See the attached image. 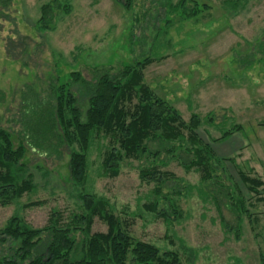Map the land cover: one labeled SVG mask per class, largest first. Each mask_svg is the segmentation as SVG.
<instances>
[{"label":"rangeland","instance_id":"1","mask_svg":"<svg viewBox=\"0 0 264 264\" xmlns=\"http://www.w3.org/2000/svg\"><path fill=\"white\" fill-rule=\"evenodd\" d=\"M54 2L62 6L54 9L50 29L40 31V8ZM123 3L128 6L116 0H13L0 8V91L6 99L0 105V130L11 135L15 148L23 143L22 162L34 186L32 193L0 206V241L1 230L14 217L33 229L45 227L52 212L67 222L82 212L81 197L87 194L107 200L135 241L175 254L179 264H262L264 188L259 197L249 194L236 171L264 182V0ZM146 59L151 63L143 70L144 84L154 97L186 122L197 115L200 140L225 159L213 162V179L201 181L194 169L186 171L192 156L178 144L158 142L147 144L158 157L124 161L116 178L104 176L110 143L100 136L91 144L86 181L79 186L70 179L71 148L47 155L23 141L19 120L32 99L28 89L43 100L52 88L65 85L84 116L88 97L71 83L70 74L94 84L105 73L116 76ZM225 132L232 134L212 144ZM146 168L173 177L159 195L154 184L139 179ZM239 200L247 213L239 211ZM30 203L40 205L26 208ZM153 204L157 213L147 209ZM105 232L95 220L92 233ZM71 238L78 250L84 246L82 234ZM18 248L9 240L0 243V263L17 256Z\"/></svg>","mask_w":264,"mask_h":264},{"label":"trees","instance_id":"2","mask_svg":"<svg viewBox=\"0 0 264 264\" xmlns=\"http://www.w3.org/2000/svg\"><path fill=\"white\" fill-rule=\"evenodd\" d=\"M13 0H0V8L7 9ZM128 0H116L122 6ZM235 5L237 0H225ZM62 5L54 2L40 8L37 21L40 31H48L53 23L54 9ZM68 5L63 10L68 13ZM61 9V8H60ZM59 10V9H55ZM150 60L137 62L125 67L116 76L101 75L94 84L86 82L78 73L70 74L72 84H78L88 97L84 116L77 105V99L65 85L52 88L47 99L41 100L28 89L31 101L24 106L19 120L20 135L28 147L47 155H58L63 146L72 149L69 157L70 179L75 185L83 186L87 175V154L95 138L109 139V149L105 153L102 170L104 176L116 178L119 166L124 161H138L145 157H158L151 153L150 142L160 145L178 144V148L192 156L184 165L186 171L194 169L201 175V181L213 179L217 165L225 159L215 155L211 145L204 144L199 136L200 119L192 115L186 122L180 113L167 103L154 97L144 84L143 70ZM27 98V96H25ZM5 94L0 91V105L5 102ZM240 128L234 129L239 131ZM231 132H225L216 144L228 139ZM186 147V148H185ZM23 143L14 147L11 135L0 130V206H8L34 190L31 177L26 175ZM228 160V159H227ZM230 164L233 161L229 160ZM237 176L245 190L253 196H260L264 182L251 178L237 169ZM173 178L167 172L156 168H146L139 173L141 182L154 184L156 193L167 179ZM259 201L260 198H258ZM81 213L73 214L67 222L62 216L52 212L48 224L41 229H33L18 217L11 218L1 230L2 239L18 243L17 256L3 260L0 264H179L175 254L160 253L155 246L135 241L128 233L127 225L112 213L107 200L84 194L81 197ZM40 204L30 203L26 208ZM239 211L247 213L243 200H239ZM157 213L156 204L147 206ZM166 221L167 213H159ZM106 226L105 233H92L94 221ZM73 233L84 237V246L78 250L72 240ZM45 238V239H44ZM79 253L78 259L72 256ZM264 264V259L261 258Z\"/></svg>","mask_w":264,"mask_h":264}]
</instances>
